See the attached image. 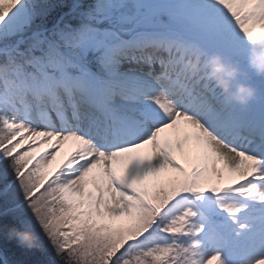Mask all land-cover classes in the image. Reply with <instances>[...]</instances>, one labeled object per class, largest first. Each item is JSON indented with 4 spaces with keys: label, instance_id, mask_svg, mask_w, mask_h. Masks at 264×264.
<instances>
[{
    "label": "snow or ice",
    "instance_id": "1",
    "mask_svg": "<svg viewBox=\"0 0 264 264\" xmlns=\"http://www.w3.org/2000/svg\"><path fill=\"white\" fill-rule=\"evenodd\" d=\"M260 42L264 0H0V242L26 207L63 264H225L192 205L264 222V80L241 107L187 61Z\"/></svg>",
    "mask_w": 264,
    "mask_h": 264
},
{
    "label": "clouds",
    "instance_id": "2",
    "mask_svg": "<svg viewBox=\"0 0 264 264\" xmlns=\"http://www.w3.org/2000/svg\"><path fill=\"white\" fill-rule=\"evenodd\" d=\"M247 71L242 70L239 62L232 60L220 52L206 55L202 64L199 54L189 58L187 66L191 70L202 71L204 77L214 83L228 103H236L247 107L259 95V90L252 82V74L264 77V42L249 46L246 54ZM11 236L25 245H36V237L26 229L12 226Z\"/></svg>",
    "mask_w": 264,
    "mask_h": 264
},
{
    "label": "rangeland",
    "instance_id": "3",
    "mask_svg": "<svg viewBox=\"0 0 264 264\" xmlns=\"http://www.w3.org/2000/svg\"><path fill=\"white\" fill-rule=\"evenodd\" d=\"M241 68L246 71L248 70L246 61L244 64L241 65ZM250 74L252 75V82L254 84L258 83L260 80H264V77H258L252 73ZM24 147L26 148V145ZM62 154H64V152ZM58 163H59V159L55 160V162L46 170L45 174L50 173L53 169H55ZM211 204L216 207V204L214 202H212ZM192 207L194 211L196 212V215L192 217L193 221L195 222L196 226L203 225L204 227L203 233L206 234L207 233L206 230L208 228H207V224L204 221L203 215L197 209V207H195L194 205H192ZM253 209L255 208H253V205H251L250 212H245V211L243 212V210L241 209L238 213L234 214V215H238L240 223L235 228L234 238L233 240H231L230 251L228 252L226 259L222 257L225 264H253L252 261H249V259H254L262 255L261 252L257 251L258 248L253 247L251 243H249V241L247 240L245 236V232L242 230V227H241V225H243V223H245L247 219L248 220L252 219ZM222 213L227 214L224 211H222ZM16 214L20 218V221L23 222V226H22L23 229L30 231L36 237V241L46 246L47 247L46 249L48 251H51V250L54 251L51 248L47 240V237L43 232V229L39 226L38 221L36 220L34 214L31 213L30 209H27L25 207L21 210H18ZM246 234L247 236L250 234L251 238L255 236V233L253 232V230L246 231ZM201 242L204 243L202 252L204 253L205 256L211 252H216L219 248L218 247L219 243L217 241H213L212 239L211 240L210 239L201 240ZM256 253H257V256L255 255V257L252 258L251 254H256ZM55 257L56 256L54 255V258Z\"/></svg>",
    "mask_w": 264,
    "mask_h": 264
},
{
    "label": "trees",
    "instance_id": "4",
    "mask_svg": "<svg viewBox=\"0 0 264 264\" xmlns=\"http://www.w3.org/2000/svg\"><path fill=\"white\" fill-rule=\"evenodd\" d=\"M3 203L2 198H0V204ZM9 222L14 224L16 228L23 229V222L15 213V218H9ZM38 248H24L21 247L18 242L14 239L12 241H2L0 246L7 254V258L13 262V264H47L48 261H55V264H63L62 261L54 258L55 252L48 251L46 246L40 244ZM50 250V249H49Z\"/></svg>",
    "mask_w": 264,
    "mask_h": 264
},
{
    "label": "bare ground",
    "instance_id": "5",
    "mask_svg": "<svg viewBox=\"0 0 264 264\" xmlns=\"http://www.w3.org/2000/svg\"><path fill=\"white\" fill-rule=\"evenodd\" d=\"M62 153L63 152H61L57 156L56 160L59 159V161H60V159L63 156ZM241 203L242 204H246V203H243V202H241ZM247 208H249V205L246 208H244V209H247ZM255 215H257V214L255 213ZM242 229L245 231V236H246L247 240L249 241V243H251L253 245H256V246L259 245V243L262 245L260 252L262 253V255H264V222H261L259 220H254V221L250 220V221L246 222V224H244V227H242ZM250 229L253 230V232L255 233V236L253 238H251L250 234L248 236L246 234V231H251ZM253 257H255L254 254H252V258ZM254 260L255 259H249V261H252V263L254 262Z\"/></svg>",
    "mask_w": 264,
    "mask_h": 264
}]
</instances>
